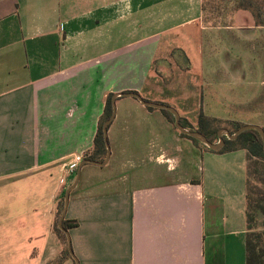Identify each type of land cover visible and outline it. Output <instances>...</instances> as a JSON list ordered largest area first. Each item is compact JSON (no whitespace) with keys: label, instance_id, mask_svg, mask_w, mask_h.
<instances>
[{"label":"crops","instance_id":"0c3cea01","mask_svg":"<svg viewBox=\"0 0 264 264\" xmlns=\"http://www.w3.org/2000/svg\"><path fill=\"white\" fill-rule=\"evenodd\" d=\"M202 1L0 0V264H246L248 151L204 149L132 97L115 99L106 164L82 165L69 192L76 261L53 230L76 173L67 166L92 150L108 94L174 102L181 117L206 116L203 97L209 112L264 114V44L251 48L250 80L225 63L212 73L221 85L212 94L180 99L183 91L148 86L155 61L174 51L189 60L180 38L198 56L215 30L202 21Z\"/></svg>","mask_w":264,"mask_h":264},{"label":"rangeland","instance_id":"374dc122","mask_svg":"<svg viewBox=\"0 0 264 264\" xmlns=\"http://www.w3.org/2000/svg\"><path fill=\"white\" fill-rule=\"evenodd\" d=\"M202 6L203 23L215 30H209L210 32L206 33V37H203L202 41L199 42V46H195L198 49V56L195 49L193 50L192 43L190 41L188 44L185 41L181 43L182 38H180L178 46L184 49L186 55L190 57L189 60L186 59L183 53L174 51L171 59L155 61L152 69L155 71L156 76L153 75V78L148 80V86L154 87L152 90L158 93L162 91V95L172 92L171 88L174 91H183V96L180 99H188L189 92L197 93L199 96L198 92L201 89L204 93L211 91L212 94L214 90L220 89L221 86H217L212 81L215 77L212 73L218 72L219 66L225 65V63L239 64L238 67L241 69L240 73L244 76V80H250L251 72L245 66L251 63V55L256 54V51L251 50V48L256 45L261 47V44H264V30L253 29L252 32L253 26H264V0H203ZM225 26L228 27L227 30L222 28ZM229 27L233 28L230 29ZM219 28L220 30H218ZM213 39L215 42H212ZM220 40L222 41L221 47L218 48L217 45ZM210 42H212V47H209ZM258 54H260V63H264V51L260 49ZM155 78L157 81H154ZM241 85L242 83L237 82L234 86L241 87ZM243 87L247 88L249 85L246 84ZM200 99L202 97L193 98V100H196L194 103L197 104ZM204 100L203 97L202 107L204 111L206 110L204 127L211 126V132L214 134L221 128L228 129V126L233 129L231 125H234L232 124L234 121L239 124H264V114L250 113L249 106H236L231 108L230 113L217 114L209 112L204 105ZM172 104L177 110H180L178 105L174 102ZM210 109L216 110L219 108L214 105ZM200 116V113L182 114L183 119L193 129L199 126ZM248 167L250 173L249 183L255 193L254 196L261 198L264 202V162L250 158ZM261 231V228L252 230L253 233ZM257 242L264 252V236L260 240L256 239Z\"/></svg>","mask_w":264,"mask_h":264},{"label":"trees","instance_id":"16d2710c","mask_svg":"<svg viewBox=\"0 0 264 264\" xmlns=\"http://www.w3.org/2000/svg\"><path fill=\"white\" fill-rule=\"evenodd\" d=\"M238 8H241V7H238ZM111 95L112 94L107 95V98L104 104L103 113L99 118L96 134L94 136L93 148L91 151H88L84 154L82 160L90 159V160L102 161L105 157L106 147L104 144L101 125L103 121H105L111 114V111H112ZM147 108L152 109L151 107H147ZM161 111L168 118V120L173 124V115L165 109H162ZM205 119H206V116L201 114L200 120H199V126L195 130L200 131L206 136V138L209 141L214 142L216 141V135L213 133V137L208 136L206 129L204 127ZM214 120L221 121L219 119H214ZM180 123L185 128L191 127L181 116H180ZM232 124H234V125H231L233 126V129H230V126H228V131L230 133H233L237 128L243 125V124L236 123L235 121ZM190 129H193V128H190ZM180 135L183 137L189 138L196 145L209 150L205 145L201 144L196 139L189 137L187 135H184L182 133H180ZM224 141L225 143L222 148L218 150H212V151L223 152L226 150H231L233 148H245L248 151V161L250 160V158H254L256 160H260L264 162V156L262 152V141H261V137L259 133L256 130L254 129L244 130L237 136L236 139H233V140H229L224 136ZM74 171L76 172V168L74 169ZM249 177H250L249 167H247L246 208H245V220H246V229H247L246 240H245L246 264H264L263 249L261 250V248L258 245V242L256 243V239L260 240L264 236V202L262 201L261 198L254 196L255 193L250 187ZM64 192L65 191H62L61 198L58 203L56 216L53 222V230L57 235H59V237L62 240L65 241L66 240L65 234L57 226V221H58L59 215L63 207ZM74 224H75L74 222L68 221L66 219H63L62 221L63 227L67 230L70 227L74 226ZM258 228H261L262 231L259 233L252 232V230L258 229ZM64 254L66 256L69 255L66 247L64 249Z\"/></svg>","mask_w":264,"mask_h":264},{"label":"water","instance_id":"95a60500","mask_svg":"<svg viewBox=\"0 0 264 264\" xmlns=\"http://www.w3.org/2000/svg\"><path fill=\"white\" fill-rule=\"evenodd\" d=\"M117 96L132 97V98H135L136 100H138L142 105H144L146 107H151L153 109H159V110L165 109V110L169 111L173 115V124H174L175 128L180 133L196 139L201 144L205 145L209 150H218V149L222 148L224 143H225L224 136L229 140H233V139H236L237 136L242 131L248 130V129H254L259 133V135L261 137L262 152H263V156H264V129L257 124H252V123L243 124L239 128H237L233 133H230L228 131V129H226V128H221L217 132V140L214 142H211L200 131H197L195 129L185 128L184 126H182V124L180 123V115H179L178 111L174 107H172L171 105H168V104L162 103V102H156V101H150V100L144 99L139 93L134 92V91H125V92L115 93L111 97V105H112L111 114L105 121H103V123L101 125V129L103 132L104 144L106 147L105 157L102 161L83 159L78 163V165L76 167V173H75L74 181L64 192L63 207H62V211H61L59 218H58V221H57L58 228L65 234V237L67 240V251L75 261H76V258L72 252V248H71V244H70V236H69L68 230L65 229L62 225V221L64 219L66 209H67V205H68L69 192L71 191V189L75 186V184L78 181L79 174H80V168L82 165L90 163V164H95L98 166H103L104 164H106L108 157H109V154H110L108 142H107V127H108V124L111 122V120L114 117L115 99Z\"/></svg>","mask_w":264,"mask_h":264},{"label":"built area","instance_id":"2783aa9c","mask_svg":"<svg viewBox=\"0 0 264 264\" xmlns=\"http://www.w3.org/2000/svg\"><path fill=\"white\" fill-rule=\"evenodd\" d=\"M81 161V156H75L73 161L68 164L67 169L72 172L77 167L78 163Z\"/></svg>","mask_w":264,"mask_h":264}]
</instances>
